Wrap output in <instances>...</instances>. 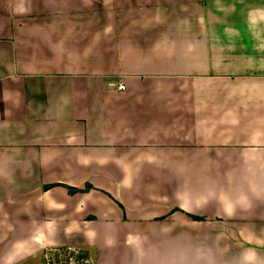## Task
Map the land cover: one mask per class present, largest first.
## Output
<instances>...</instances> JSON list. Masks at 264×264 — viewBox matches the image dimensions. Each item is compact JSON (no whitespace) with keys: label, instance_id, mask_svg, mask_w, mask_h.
<instances>
[{"label":"crops","instance_id":"1","mask_svg":"<svg viewBox=\"0 0 264 264\" xmlns=\"http://www.w3.org/2000/svg\"><path fill=\"white\" fill-rule=\"evenodd\" d=\"M182 1L0 0V264H264V0Z\"/></svg>","mask_w":264,"mask_h":264},{"label":"rangeland","instance_id":"2","mask_svg":"<svg viewBox=\"0 0 264 264\" xmlns=\"http://www.w3.org/2000/svg\"><path fill=\"white\" fill-rule=\"evenodd\" d=\"M182 2V0H177L175 4L177 5V7H183L184 5H182ZM179 10L182 13L180 16L181 21L176 23V26L172 30L173 32L168 35L169 38L172 36H177L178 34L180 35V33H176V30L179 29L180 31H182L183 29L187 28V21L190 18V10L188 8H179ZM86 189L88 191H85ZM86 189L83 190L85 193L91 191L89 187H87ZM43 256L44 257H40L39 255L35 260V264H94V260L90 256V253L81 249L73 250L68 247L51 249L49 251H45Z\"/></svg>","mask_w":264,"mask_h":264},{"label":"trees","instance_id":"3","mask_svg":"<svg viewBox=\"0 0 264 264\" xmlns=\"http://www.w3.org/2000/svg\"><path fill=\"white\" fill-rule=\"evenodd\" d=\"M67 188H68V190H69V192H70L71 194H75V193L81 192V191L78 190V189H73V188H70V187H67ZM89 189H91V187H89ZM85 191H88V190L86 189ZM83 192H84V191H83ZM193 219L196 220V221H199V220H200V219L197 218V217H193Z\"/></svg>","mask_w":264,"mask_h":264},{"label":"built area","instance_id":"4","mask_svg":"<svg viewBox=\"0 0 264 264\" xmlns=\"http://www.w3.org/2000/svg\"><path fill=\"white\" fill-rule=\"evenodd\" d=\"M124 89H125V88H124V86H122V85L118 87V90H119V91H123Z\"/></svg>","mask_w":264,"mask_h":264}]
</instances>
